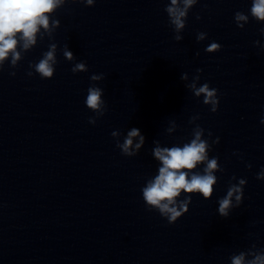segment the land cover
Wrapping results in <instances>:
<instances>
[{
  "label": "clouds",
  "instance_id": "1",
  "mask_svg": "<svg viewBox=\"0 0 264 264\" xmlns=\"http://www.w3.org/2000/svg\"><path fill=\"white\" fill-rule=\"evenodd\" d=\"M81 3L85 6H94L96 0H0V71H3L4 65L10 63V67L15 69L18 62L23 59L22 51L27 52L32 46L37 44L38 33L41 29L51 35L52 31L60 25L59 20L51 19L52 14L65 3ZM200 0H170L165 7V12L169 18V24L175 32L174 39L181 41L183 36L180 33L186 27V21L190 10L199 3ZM249 16L258 23H264V0H251L249 14L237 11L234 14L236 25L243 29L245 23L249 22ZM200 19L199 16L196 17ZM51 19V27H50ZM244 23H241V22ZM264 35V28L260 29ZM42 36V34H41ZM207 34L200 32L197 34V41H203ZM256 45L260 41H255ZM221 45L211 42L206 48L207 53H215L221 50ZM56 44L49 46V50L43 53L38 63H30L27 75L39 74L41 79H51L55 73ZM19 49V50H18ZM64 57L72 61L73 53L65 46L63 50ZM71 71L75 73L87 72L88 67L85 62H76ZM202 69L196 70L192 82L186 84L193 95L197 98L203 97L202 103L210 107V111L215 113L219 106L218 90L211 88L208 83L198 86L200 73ZM15 72L10 75L15 76ZM104 79V75L93 74L90 80L94 83L87 89L85 104L89 110L96 114L89 118V123L95 124L99 117H102L107 106L102 99L103 89L97 87L95 82ZM181 79L187 81L188 74L183 73ZM199 116L191 117L189 123L198 120ZM173 127L167 131L171 133L175 126V121H170ZM264 123V119L261 120ZM205 130L198 124L193 129L192 139L182 146L161 147L159 142L152 149V154L160 166L158 175L147 181L146 186L142 188V197L149 210H156L161 217L166 218L169 224H174L179 218L189 211V204L192 202V195L199 194L205 200L210 199L214 194V185L218 182L216 171H223L218 166V158H209V150L212 144L219 143V137L209 143L208 139L202 138ZM112 136L118 133L112 132ZM139 137V142L133 146L134 138ZM208 137L212 133L208 132ZM145 143V137L141 135L138 128L133 127L128 131L126 138L122 143L116 142L123 155L128 157L136 156L142 145ZM199 165H203L201 171H195ZM250 169L251 165H247ZM256 178L264 180V168L260 170ZM232 180L237 178L233 176ZM247 184L246 179L240 178L238 183H229L226 195L218 200V214L227 218L233 208H238L244 198V187ZM183 199H180L181 196ZM233 199L235 203L233 202ZM231 264H264V249H257L253 244L247 251H241L230 257Z\"/></svg>",
  "mask_w": 264,
  "mask_h": 264
}]
</instances>
